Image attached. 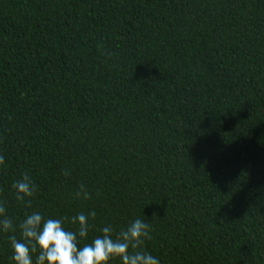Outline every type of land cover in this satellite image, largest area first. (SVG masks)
<instances>
[{"label":"trees","instance_id":"16d2710c","mask_svg":"<svg viewBox=\"0 0 264 264\" xmlns=\"http://www.w3.org/2000/svg\"><path fill=\"white\" fill-rule=\"evenodd\" d=\"M0 153L17 223L95 210L89 242L141 218L161 264H264V0H0Z\"/></svg>","mask_w":264,"mask_h":264},{"label":"clouds","instance_id":"9594fccd","mask_svg":"<svg viewBox=\"0 0 264 264\" xmlns=\"http://www.w3.org/2000/svg\"><path fill=\"white\" fill-rule=\"evenodd\" d=\"M0 166H6L2 153ZM11 187L16 200L31 208L36 194L32 177L25 174ZM75 196L89 199L83 185ZM96 216V211L91 210L71 217L51 218L36 210L26 213L17 223L7 214L5 203L0 201V233L19 232V238L16 235L9 237L13 264H112L113 261L119 264H161V259L145 247V242L152 239L148 221L135 218L119 231L107 224L89 242Z\"/></svg>","mask_w":264,"mask_h":264}]
</instances>
